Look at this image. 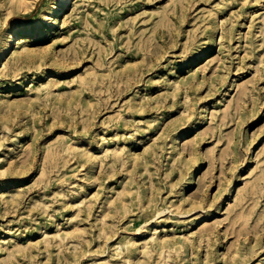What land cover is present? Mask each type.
<instances>
[{
  "label": "rangeland",
  "instance_id": "obj_1",
  "mask_svg": "<svg viewBox=\"0 0 264 264\" xmlns=\"http://www.w3.org/2000/svg\"><path fill=\"white\" fill-rule=\"evenodd\" d=\"M57 1L0 0V264H264V0Z\"/></svg>",
  "mask_w": 264,
  "mask_h": 264
},
{
  "label": "bare ground",
  "instance_id": "obj_2",
  "mask_svg": "<svg viewBox=\"0 0 264 264\" xmlns=\"http://www.w3.org/2000/svg\"><path fill=\"white\" fill-rule=\"evenodd\" d=\"M73 0H58L55 4H52L54 8L46 9L43 11L44 18L48 20L50 23H57L58 17L61 16L66 8L72 3ZM21 35L20 31H13L10 33L8 37V46L5 48L2 58H7L8 54L11 52L9 51V47L11 43H15L17 37Z\"/></svg>",
  "mask_w": 264,
  "mask_h": 264
}]
</instances>
